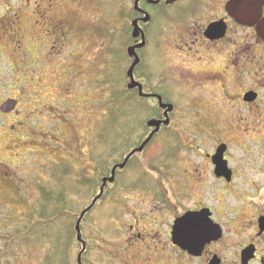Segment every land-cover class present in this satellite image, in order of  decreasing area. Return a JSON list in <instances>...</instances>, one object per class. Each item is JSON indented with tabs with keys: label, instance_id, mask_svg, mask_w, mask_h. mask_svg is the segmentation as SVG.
Segmentation results:
<instances>
[{
	"label": "rangeland",
	"instance_id": "rangeland-1",
	"mask_svg": "<svg viewBox=\"0 0 264 264\" xmlns=\"http://www.w3.org/2000/svg\"><path fill=\"white\" fill-rule=\"evenodd\" d=\"M40 5L35 26L29 9L0 2V16L10 9L9 16L17 17L13 31L8 24L0 25V226L2 222L8 234L19 226L28 233L18 243V260L8 257L5 264H77L75 222L99 186L84 184L82 169L99 162L111 165L125 147L138 142L156 110L127 87L129 60L121 42L130 35L126 2L55 0ZM167 56L160 55V69L167 84L161 91L175 101L169 128L186 135H178L183 140L197 137L199 151L191 147L196 143H191L192 151L178 150L172 137L160 133L150 142L152 160L164 150L173 155L167 161L176 164L201 162L208 143L228 142V136L231 153L243 160L247 138L239 108H224V103L210 108L213 91L203 80L204 85L197 83L194 62ZM149 68L146 61L139 67L141 73ZM199 109L206 114L196 122L193 114ZM210 133L214 139H209ZM96 153L102 157L96 158ZM147 160L159 168L160 158ZM167 181L169 193L193 197L192 181ZM219 186H213L217 193ZM229 196L225 199L233 205ZM93 211L86 214L83 228H114L111 208L99 215Z\"/></svg>",
	"mask_w": 264,
	"mask_h": 264
},
{
	"label": "flooded vegetation",
	"instance_id": "flooded-vegetation-1",
	"mask_svg": "<svg viewBox=\"0 0 264 264\" xmlns=\"http://www.w3.org/2000/svg\"><path fill=\"white\" fill-rule=\"evenodd\" d=\"M53 1L0 0L17 10L29 9L35 26L40 3L48 6ZM121 2H126L125 16L130 33L127 41L122 39L121 42L126 47L128 67L135 55L138 58L132 74L134 81L141 85L142 94L138 86L129 90L155 106L156 112L150 119H166V108L159 107L158 97L162 103L171 104L172 109L167 112L168 122L160 124L142 150L136 151L154 131L153 127H148L138 142L131 143L129 139L131 144L111 165L99 162V165L82 169L81 181L87 186H99L91 192L92 201L82 209L86 210L96 200L86 210L81 225L89 212L94 210L99 215L110 208L115 225L114 228L81 226L80 240H76L80 246L76 260L79 257L80 264H264V0ZM7 11L0 16V25L8 24L6 27L13 31L17 17L9 16L11 11ZM135 24L136 34L133 32ZM154 24L157 26L155 34L152 33ZM129 47L134 48L135 55L128 54ZM172 54L181 56L184 64L194 62L199 76L197 83L203 80L213 91L210 108L217 103H224V108L229 104L239 108L238 114L246 127L242 135L247 138V144L242 146L243 160L239 161L238 156L231 153L229 136L228 142L208 143L203 160L198 164L167 161L173 155L164 150L160 156H154L155 161L161 160L158 169L147 160H152L148 152L150 142L160 133L172 137L178 150L192 151V147L199 151L197 137L189 135L190 141L183 140L178 138L181 134L176 129L169 128L175 101L161 91L167 84L160 68L163 58ZM157 59L160 66L153 70ZM145 61L151 68L142 73L149 80L141 76L139 69ZM128 79L130 81L129 76ZM199 110L192 113L196 122L205 118L206 113ZM233 127L231 131L235 132ZM215 136L208 134L210 140ZM191 143L196 145L191 146ZM98 157L102 154L96 153ZM171 178L192 181L193 197H176L175 193H169L165 185ZM216 183L220 185L219 193L218 188H213ZM226 195L234 199L233 205L225 199ZM192 220L199 227H188ZM12 230L13 233L8 234L1 222L0 264H5L8 257L18 260L21 253L18 243L24 233L28 235L20 226ZM27 230L29 232V228Z\"/></svg>",
	"mask_w": 264,
	"mask_h": 264
},
{
	"label": "water",
	"instance_id": "water-1",
	"mask_svg": "<svg viewBox=\"0 0 264 264\" xmlns=\"http://www.w3.org/2000/svg\"><path fill=\"white\" fill-rule=\"evenodd\" d=\"M138 31V27H137V25L135 24L134 25V34H136V32ZM134 48L133 47H129L128 48V54L130 55V56H132V55H135V53H134V50H133ZM138 63V58H137V56L135 55V59H134V61L132 62V64L130 65V67H129V69H128V71H127V75L130 77V83H129V85H128V88H133L134 86H138V88H139V92H140V94H142L141 92V85L139 84V83H137L136 81H134V79H133V74H132V72H133V68H134V66L136 65ZM134 65V66H133ZM159 98V106L160 107H165L166 108V110L164 111V115H165V117H166V119L165 120H163V121H160V120H154V119H152V120H149L148 122H147V125L148 126H154L155 127V129H154V131L141 143V145L137 148V151H140V150H142V147L143 146H145L146 144H147V142L149 141V139L151 138V136L153 135V133L154 132H156L158 129H159V127H160V124L163 122L164 124H166L167 122H168V119H167V112L168 111H170L171 109H172V105L171 104H164V103H162L161 102V99H160V97H158ZM95 202V200L93 201V203ZM83 215H84V212H82L81 213V215L79 216V218H78V220H77V222H76V224H75V230H76V232H77V239L78 240H80V233H79V225H80V221H81V218L83 217ZM182 220H185V217L182 219ZM78 264H80V259H79V257H78Z\"/></svg>",
	"mask_w": 264,
	"mask_h": 264
},
{
	"label": "snow or ice",
	"instance_id": "snow-or-ice-1",
	"mask_svg": "<svg viewBox=\"0 0 264 264\" xmlns=\"http://www.w3.org/2000/svg\"><path fill=\"white\" fill-rule=\"evenodd\" d=\"M188 227H190L192 229H196L197 227H199V224L195 220H192V221H190Z\"/></svg>",
	"mask_w": 264,
	"mask_h": 264
},
{
	"label": "trees",
	"instance_id": "trees-1",
	"mask_svg": "<svg viewBox=\"0 0 264 264\" xmlns=\"http://www.w3.org/2000/svg\"><path fill=\"white\" fill-rule=\"evenodd\" d=\"M131 97V96H130Z\"/></svg>",
	"mask_w": 264,
	"mask_h": 264
}]
</instances>
